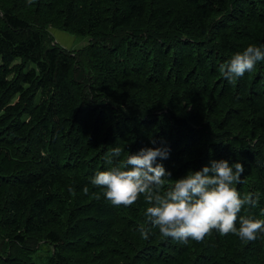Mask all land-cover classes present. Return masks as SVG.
Wrapping results in <instances>:
<instances>
[{
	"label": "trees",
	"instance_id": "trees-1",
	"mask_svg": "<svg viewBox=\"0 0 264 264\" xmlns=\"http://www.w3.org/2000/svg\"><path fill=\"white\" fill-rule=\"evenodd\" d=\"M249 44L264 48V0H0V264H37L43 244L45 264H264V235L181 243L143 194L115 206L91 183L149 147L169 150L162 191L240 162L258 203L238 216L264 220V60L235 84L219 72Z\"/></svg>",
	"mask_w": 264,
	"mask_h": 264
},
{
	"label": "clouds",
	"instance_id": "clouds-1",
	"mask_svg": "<svg viewBox=\"0 0 264 264\" xmlns=\"http://www.w3.org/2000/svg\"><path fill=\"white\" fill-rule=\"evenodd\" d=\"M26 3L31 5L33 0ZM261 60L264 48L249 44L221 64L219 72L226 81L235 84ZM123 151L120 147L112 148L106 154L107 163L113 164L111 158L121 157ZM168 156L167 148H142L135 154L128 153L109 170L97 171L91 183L104 189L103 195L115 206H131L143 194L150 205L145 212L148 222L158 227L163 237L181 243L187 244L189 239L200 242L213 230L221 236L234 234L242 241H254L258 234L264 235V220L238 216L244 206L258 203V194L248 193L241 198L234 186L242 182L245 171L242 163L230 165L227 160H214L211 167L190 170L167 191H162L164 178L171 173L157 161ZM138 230L142 238H148L149 229L143 224Z\"/></svg>",
	"mask_w": 264,
	"mask_h": 264
},
{
	"label": "rangeland",
	"instance_id": "rangeland-1",
	"mask_svg": "<svg viewBox=\"0 0 264 264\" xmlns=\"http://www.w3.org/2000/svg\"><path fill=\"white\" fill-rule=\"evenodd\" d=\"M55 33H57L56 31H53ZM66 34H70L68 32H65ZM71 35V34H70ZM55 36V34H54ZM73 38H66L63 40L61 38H58L60 39V42L65 45V46H68V48H73V49H78V48H81L83 46H85L90 38L89 36L87 35H84V36H81V35H71ZM51 254V246L48 245V244H43L41 249H39L38 251L36 252H33L31 254L32 256V260L37 263V264H45V262L47 261L49 255Z\"/></svg>",
	"mask_w": 264,
	"mask_h": 264
},
{
	"label": "crops",
	"instance_id": "crops-1",
	"mask_svg": "<svg viewBox=\"0 0 264 264\" xmlns=\"http://www.w3.org/2000/svg\"><path fill=\"white\" fill-rule=\"evenodd\" d=\"M58 36H59V35H58ZM65 37L68 38V39L73 38V37H70V35H68V34H66V33H63V34H61V35L59 36V38H62V39H65Z\"/></svg>",
	"mask_w": 264,
	"mask_h": 264
}]
</instances>
